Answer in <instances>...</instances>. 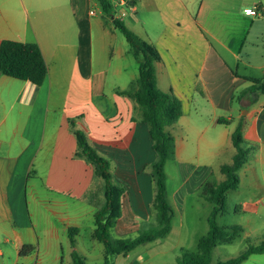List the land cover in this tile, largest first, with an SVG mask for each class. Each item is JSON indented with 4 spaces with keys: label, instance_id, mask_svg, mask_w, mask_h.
Listing matches in <instances>:
<instances>
[{
    "label": "crops",
    "instance_id": "crops-1",
    "mask_svg": "<svg viewBox=\"0 0 264 264\" xmlns=\"http://www.w3.org/2000/svg\"><path fill=\"white\" fill-rule=\"evenodd\" d=\"M123 2L130 13L124 10L118 18L130 15L133 21L136 16L144 32L140 36L153 42L161 54V61L155 63L157 88L182 103L183 115L172 131L175 157L186 149L184 141H190L197 142L199 155L225 151L233 158L232 135L242 125L243 138L253 149L239 170L236 190L241 194V212L263 213L264 93L248 89L253 79H264V39H222L207 22L208 5L198 6L197 0ZM94 5V0H0V43H36L47 65L41 85L0 75V220L13 221L23 206L28 212L31 181H40L46 191L48 213L61 212L57 206L63 207L64 199L85 200L94 208V216L97 207L85 196L103 182L87 161L75 157L77 140L69 119L77 120V127L101 156L112 159L117 182L136 196L152 191L151 175L144 171L156 158L149 127L134 120L135 102L118 94L129 85H108V70L95 67L94 29L98 22L101 27V21ZM209 8L215 9L213 2ZM248 10L244 9L246 14ZM116 73L121 75L122 69ZM194 116L200 118L199 125ZM212 169L204 175L186 172L185 181L201 189L212 179ZM70 227L65 222L62 235L69 234ZM74 227L78 229L75 245L70 237L68 241L71 257L74 250L81 251L76 241L80 229ZM94 229L95 224L92 237ZM51 234L59 236L57 228ZM25 245L19 238L20 254Z\"/></svg>",
    "mask_w": 264,
    "mask_h": 264
},
{
    "label": "rangeland",
    "instance_id": "rangeland-1",
    "mask_svg": "<svg viewBox=\"0 0 264 264\" xmlns=\"http://www.w3.org/2000/svg\"><path fill=\"white\" fill-rule=\"evenodd\" d=\"M94 1L97 3V7L93 6L97 12L96 19L101 21V27L98 22L94 29L95 67L98 71L102 67L108 70V85H130L133 75L137 77L138 62L132 55H124V51L128 50L125 37L116 30L113 19L103 14L98 2ZM112 1L118 2V0ZM197 1L198 6L201 3L208 5L207 22L213 25L222 39H264V0ZM212 2L215 5L214 10L209 8ZM119 6L113 5L114 18L123 16L126 13L124 10L130 13L127 5ZM245 8L256 11L257 15L246 14ZM129 16L122 20L123 23L136 34L144 36L137 17L134 16L132 21ZM103 23L104 26H102ZM203 32L208 39H213L209 32L204 30ZM113 53L114 55L110 56ZM118 68L122 69L121 75L116 73ZM205 109L208 108L205 107ZM246 111L247 109H244V112ZM192 118H196L197 125L200 124V118L195 116ZM176 127L177 124L171 130L174 131ZM184 142L186 149L181 151L182 155L176 156L166 165L169 202L175 211L172 231L165 238L140 245L127 254L117 256L115 264H177V258L183 250H196L199 239L208 234V218L213 204L201 196V189L197 188L194 182L185 181L184 173L187 172L189 176L195 172L204 175L212 166L214 172L212 179L222 180L221 164L232 163V155L224 150L217 156H209L208 153L199 155L195 147L197 142L195 144L190 141ZM37 185L40 195L36 200L33 192ZM131 191L132 189H127L124 196L123 215L111 231L114 238H135L141 228L154 222L153 184L151 193H146L144 197L136 196ZM240 195L237 190L228 192L229 212L219 214L217 222L224 227L241 226L243 232L235 241L217 245L212 255L213 263L235 258L243 253L249 244H258L264 240V212L259 215L242 213ZM46 197L47 193L41 187V182L31 181L27 198L29 213L23 206L12 218L13 221L10 218L0 220V264H73L68 243L69 234L62 235L61 231L65 222H68L71 227L77 226L80 229L76 241L79 243L80 253L87 258L86 263L104 264L105 247L95 240L91 233L94 224L92 205L85 200L64 199L67 203H64L63 207L57 206V211L61 212L53 214L47 211L46 202H44ZM54 198L61 197L56 195ZM19 199L21 200V196ZM53 228H57L59 236L51 234ZM19 238L26 243L25 255L19 253ZM243 264H264V254L252 255Z\"/></svg>",
    "mask_w": 264,
    "mask_h": 264
},
{
    "label": "trees",
    "instance_id": "trees-1",
    "mask_svg": "<svg viewBox=\"0 0 264 264\" xmlns=\"http://www.w3.org/2000/svg\"><path fill=\"white\" fill-rule=\"evenodd\" d=\"M96 1L103 14L113 19L115 28L127 41L128 53L138 62L137 77L128 89L119 90L118 94L135 102L137 117L134 120H140L148 125L152 147L156 153L155 160L144 167L151 175L154 188L152 202L154 222L141 228L135 238H114L111 231L123 215V198L127 193V186L115 180L112 159L101 156L90 143L86 132L77 127V120L69 119L71 130L77 140L75 157L87 161L93 167L96 178L104 182L101 187L94 186L85 199L97 207L94 214L93 238L105 247L104 264H115L117 256L127 254L140 245L165 238L172 231L175 211L169 202L166 165L175 159L176 139L171 128L182 117L183 107L178 98L157 88L155 63L162 58L156 45L136 34L122 20L114 18L112 0ZM136 1L130 0L131 5H135ZM0 75L41 85L47 76V65L39 45L14 40L1 41ZM252 82L249 92L264 93V79H253ZM232 142L236 152L232 163L220 167L223 179L208 180L201 187V196L213 204L208 218L209 232L199 239L196 250H183L177 258V264H243L252 255L264 254L263 240L258 244H249L247 249L235 258L212 262L213 251L218 244L231 243L243 232L241 226L224 227L217 222L219 214L229 212L228 192L239 188V170L248 162L253 149V145L246 143L243 138L242 125L233 133ZM101 192L103 197L100 195ZM77 231L75 227L69 228L73 246ZM26 247H23L21 255L26 254L24 251ZM72 259L73 264H87L86 258L76 250L72 252Z\"/></svg>",
    "mask_w": 264,
    "mask_h": 264
},
{
    "label": "built area",
    "instance_id": "built-area-1",
    "mask_svg": "<svg viewBox=\"0 0 264 264\" xmlns=\"http://www.w3.org/2000/svg\"><path fill=\"white\" fill-rule=\"evenodd\" d=\"M123 0H120L119 2H116V3H113L115 6H118V5H123ZM93 14H94V12H93ZM124 14V13H123ZM247 14H249V15H257V12L256 11H254V10H248L247 11ZM125 15V14H124Z\"/></svg>",
    "mask_w": 264,
    "mask_h": 264
}]
</instances>
